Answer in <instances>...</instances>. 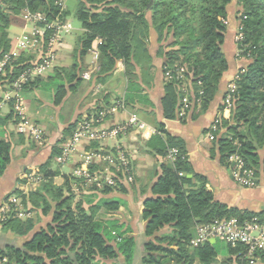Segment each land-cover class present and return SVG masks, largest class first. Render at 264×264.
<instances>
[{
	"label": "trees",
	"instance_id": "1",
	"mask_svg": "<svg viewBox=\"0 0 264 264\" xmlns=\"http://www.w3.org/2000/svg\"><path fill=\"white\" fill-rule=\"evenodd\" d=\"M77 1L75 17L81 23L83 33L76 41L73 65L67 69L55 67L46 76L27 80L21 93L33 89L47 90L53 95L54 105L60 107L69 94L78 91L83 82L84 59L101 41L98 45L100 69L94 74L96 82L105 83L118 67H124L128 92L125 99L116 103L129 106L135 100L141 101L143 90L137 82L136 69L151 62L148 46L150 34L154 32L158 43L163 44L160 50V56L164 58L163 114L167 120L182 122L188 116L179 117L185 98L190 103L189 112L198 111L200 114L208 111L219 92L221 81L229 69L223 51L229 6L236 3L240 23L237 34L240 32L243 37L236 41L238 59L245 65L228 86L219 115L207 131L214 136L210 155L212 159H218L230 174L235 168L230 158L236 155L243 161L245 169L254 173L258 186L264 181V154L261 153L264 151V0ZM25 11L45 16L48 24L66 23L69 18L62 0H0V59L13 48L8 30L12 26L26 25L22 19ZM39 27L44 28L45 25L40 24ZM54 33L53 29L46 31L44 49ZM37 57L35 51L23 52L21 57L13 58L0 82L12 85L34 66ZM181 69H184L183 78L177 76ZM168 73L173 75L172 79ZM231 85L236 88L234 92L230 91ZM228 97L231 98V109L230 117L226 119L222 114ZM15 103L14 99L10 102L8 115L0 114V178L11 163L13 141L9 125H17L21 119ZM216 120H219L218 129L212 131ZM78 122L64 130L62 138L53 145L51 158L41 166V188L27 196L19 191L11 195L21 200L25 210H28V202L45 215L54 208L51 224L36 233L23 248L11 247L0 252V262L99 264L98 260H121L123 264L134 263L138 238L130 230L122 231L118 220H98L102 208L117 212L118 201H106L86 208L82 199L76 200L72 176L65 177L62 187L53 184L58 175L52 171L53 160L61 157L63 145L73 136ZM19 137L25 139L23 134ZM149 146L162 161L160 175L151 189L152 197L144 201L142 219L146 225L142 264H217L220 256L224 258L221 264H264V251L250 257L245 245L232 247L218 240L191 245L198 226L234 218L240 222L264 221V212L254 213L218 201L207 190V177L192 169L185 142L164 131L163 124L158 125V133ZM88 149L98 150L99 145L93 144ZM172 149L179 151L174 161L169 159ZM97 169L99 167H92V170ZM130 169L134 180L128 185L132 186L135 183L132 165ZM116 182V187L98 189L93 185L89 190H98L105 195L127 191L122 173H118ZM83 192L84 188H81L80 196H84ZM11 209L3 226L19 236L30 233L34 228L33 221L15 218L14 207Z\"/></svg>",
	"mask_w": 264,
	"mask_h": 264
},
{
	"label": "crops",
	"instance_id": "2",
	"mask_svg": "<svg viewBox=\"0 0 264 264\" xmlns=\"http://www.w3.org/2000/svg\"><path fill=\"white\" fill-rule=\"evenodd\" d=\"M62 5L68 11L65 4L62 3ZM238 11L239 8L236 3H232L229 6V26L223 46L229 69L225 73L219 87V92L208 111L200 114L198 111H191L184 122L178 119H165L161 104L165 95V82L162 75L164 58L160 56L163 44L158 43L157 35L152 32L148 46L151 62L147 65L142 64L136 69L137 82L143 90L141 93L143 99L141 101L135 100L129 106L126 105L125 111L107 116L102 122L103 127L108 128L126 121L130 114H135L147 125V128L143 131L130 132L126 136L121 137L118 142L108 143V147L119 145L129 153L132 169L135 174L134 185L130 186L127 183L125 184L127 191H113L107 195L102 194L98 190L91 191L88 195L83 193L84 196L89 197L88 199L85 198L87 201L83 200L86 208L101 205L106 201L119 202V209L115 213L102 208L98 213V220L103 222L112 219L118 220V225L122 228V231L130 230L132 235L138 238V246L133 264H142L144 256L142 242L144 241L143 234L146 225L142 219V214L145 211L144 201L152 197V186L156 182L158 175H160V162L162 160L154 155L149 146L151 139L158 133L159 124L164 125V131L168 134L185 142L192 169L196 173L207 177L209 181L207 190L212 192L218 201L230 207L254 213L264 212V181L255 189H245L238 186L233 181L230 172L220 165L219 160L211 158L210 149L212 148V141L209 138V134H207L212 122L219 115V108L223 103L228 86L237 76L239 70L245 65L242 60L238 59L239 51L235 42L239 26ZM31 30V25H24L23 27L12 26L8 30L13 44L10 53L15 54L16 59L22 55V52L18 48L20 37L23 34L30 33ZM72 32L64 33L65 38L63 36L62 49L60 50L57 62L58 67L67 69L74 63L77 45L76 42H74L75 45L73 43L69 44L70 42L67 40ZM96 47L97 45L93 48ZM92 63L93 55L90 52L84 59L83 82L76 92L83 94L78 102V108L72 117L59 127L56 133H49L41 123L44 115L43 112H40V108L49 106L59 109L65 102L71 100L73 94H69L63 104L60 107H56L53 103L52 94L42 93L39 89L21 93L25 114L32 124L42 130L43 140L39 142L27 136L24 137L25 139H21L19 135L22 134L18 132L17 125H13L12 123L9 125V132L12 133L13 149L11 163L5 174L0 178V207L5 205L15 191H19L23 196H27L30 193L37 192L41 188L42 180L30 179V176H34L35 178L40 176L42 179L40 174L41 166L49 161L52 156L53 145L62 138L64 130L70 124H73L77 120L80 121L84 117L98 120L102 113L109 110L112 106L107 109L104 108L115 104L118 100L125 99L129 84L124 74V67H118L106 79V82L101 84L95 80ZM12 92L13 88L11 84L0 82V114L2 116L8 115L11 111L10 102L13 100L14 95ZM222 116L228 119L230 112L224 111ZM84 149L89 150L87 145H84ZM261 153L264 154V151ZM71 168V166L60 165L59 159L53 160L52 171L58 172V175L53 180V184L57 187H62L65 183V177H71ZM27 211L31 213V217L28 219L33 221L34 228L25 236L17 235L14 230L6 229L0 223V252H4L11 247L23 248L26 243L32 240L36 233L46 229L52 222L54 208L49 214L45 215L41 209L34 208L28 202ZM220 258L224 260L222 256L218 259ZM98 263L123 264L121 260H98Z\"/></svg>",
	"mask_w": 264,
	"mask_h": 264
},
{
	"label": "built area",
	"instance_id": "3",
	"mask_svg": "<svg viewBox=\"0 0 264 264\" xmlns=\"http://www.w3.org/2000/svg\"><path fill=\"white\" fill-rule=\"evenodd\" d=\"M22 19L26 25H31L32 30L28 34H23L18 41V48L23 52H35L42 49V55L34 66L29 68L12 84L13 99L16 101L15 109L20 116V121L17 124V130L20 134L27 136L36 141L43 140L42 130L32 124L27 118L24 111V102L21 97L22 86L29 79L40 76H46L54 68L58 61V53L62 44V35L67 32L73 31L71 23H56L48 24L46 17L36 13L33 14L25 11L22 14ZM44 24V28L39 25ZM48 29H53L55 33L50 38L44 49L43 37ZM242 29V28H240ZM242 34H237L236 40H241ZM101 41L97 42V47L92 50L93 55V69L94 72L100 69L98 45ZM16 58L15 54H6L0 59V77L5 76L6 67L10 61ZM184 69L177 72V76L183 78ZM170 79L173 75L168 73ZM230 91H235V86L231 85ZM230 97L226 100V109H231ZM126 106L124 103H116L109 110L103 112L100 119H90L84 117L78 122V125L73 133L63 145V153L59 158L60 165L73 166L71 173L72 178L75 180L73 183L74 192L79 193L81 188L84 190L89 189L95 185L98 189L104 187H116L118 173H122L125 182L132 183L133 176H131V159L129 153L119 145L108 147L110 142H118V140L126 136L130 132H140L147 128V125L141 121L137 115L130 114L126 121L112 127L104 128L102 122L107 116L117 114L120 111H125ZM190 110V103L188 98H185L182 103L179 117H185ZM219 120H216L212 125V131L218 129ZM211 140L214 139L212 134H209ZM98 144V150H85L84 145L91 146ZM179 154L177 149L170 151L169 159L174 161ZM230 162L235 165L232 169L231 175L238 186L245 189H255L258 187L254 173L245 169L243 161L236 155L230 158ZM92 167H99L97 170H92ZM30 179L42 180L39 177L30 176ZM80 181V182H79ZM14 207V217L18 219H28L31 213L25 210L22 206L21 200L16 196H11L9 200L0 207V223L3 224L8 218L11 207ZM221 241L232 247L238 245H245L248 247L249 256L252 257L256 252L264 251V221L254 219L251 222H240L238 219L221 220L212 224L201 225L196 228V235L192 239L191 245H202L211 241ZM6 263V260L0 264Z\"/></svg>",
	"mask_w": 264,
	"mask_h": 264
},
{
	"label": "rangeland",
	"instance_id": "4",
	"mask_svg": "<svg viewBox=\"0 0 264 264\" xmlns=\"http://www.w3.org/2000/svg\"><path fill=\"white\" fill-rule=\"evenodd\" d=\"M62 3H64L68 9V12H69L68 22L71 23L72 27H73V32L71 31L72 34L67 40H68V42H70L69 44H71V43L74 44V42H76L77 38L82 35L81 23L75 17V11H76V6H77L78 1L77 0H62ZM237 16H239V15L237 14ZM228 26H229V22H228ZM63 36H64V34L62 35V39H63ZM64 38H65V36H64ZM236 38H237V34L235 37V42L237 41ZM61 49H62V44H61L60 50ZM36 52L38 53V57H37V62H38L41 58V55H42V49H39ZM59 54H60V51L58 53V59H59ZM55 67L60 68V69H64V68L58 67V64H55ZM40 91L42 93H48L49 95L51 94L47 90H41L40 89ZM82 95H83L82 93L73 94L71 96V100H69L68 102H65L59 109H56L54 107H49V106L40 108V112H43V115H44V118L41 119L42 120L41 123L44 125V127L46 128V130L49 133L58 132L59 127L61 125L65 124L66 121L72 117V115L74 114V112L78 108V102L80 100V97H82ZM35 110L37 111L36 108H35ZM71 170H73V166H72ZM90 192H91V190L87 189V190H84L83 193L88 195V194H90ZM74 193H75V195H77L76 196L77 201L80 199L87 201V200H85V198L86 199L89 198L86 195L80 196V192L79 193L74 192ZM222 261H223V259H221V258L218 259L217 264H221ZM6 263H7V261H6Z\"/></svg>",
	"mask_w": 264,
	"mask_h": 264
},
{
	"label": "water",
	"instance_id": "5",
	"mask_svg": "<svg viewBox=\"0 0 264 264\" xmlns=\"http://www.w3.org/2000/svg\"><path fill=\"white\" fill-rule=\"evenodd\" d=\"M31 264H33V263H31Z\"/></svg>",
	"mask_w": 264,
	"mask_h": 264
}]
</instances>
